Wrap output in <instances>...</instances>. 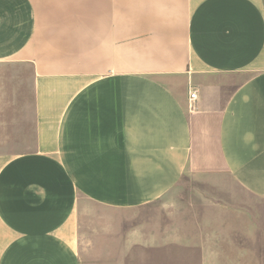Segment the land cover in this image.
Instances as JSON below:
<instances>
[{
    "label": "crops",
    "instance_id": "crops-1",
    "mask_svg": "<svg viewBox=\"0 0 264 264\" xmlns=\"http://www.w3.org/2000/svg\"><path fill=\"white\" fill-rule=\"evenodd\" d=\"M26 66L0 264H264V0H0V72ZM187 175L248 195L188 227Z\"/></svg>",
    "mask_w": 264,
    "mask_h": 264
},
{
    "label": "rangeland",
    "instance_id": "rangeland-1",
    "mask_svg": "<svg viewBox=\"0 0 264 264\" xmlns=\"http://www.w3.org/2000/svg\"><path fill=\"white\" fill-rule=\"evenodd\" d=\"M26 68L28 67L26 66ZM32 105V72L29 68L20 73L14 71L0 72V150L5 154H14L23 148L17 142L19 139L18 131L23 126H25V131H31L33 126ZM27 139L30 137L27 136ZM224 185L229 186L231 184L225 183ZM224 185L202 182L199 178L187 175L168 194L170 195L168 199L170 197L172 199L166 202L171 208H176L172 212L173 215L181 223L191 227L195 221V207L202 205V195H248L237 186L226 188ZM219 201L224 202L223 200ZM250 203L252 208H264L262 201L252 198ZM163 204L160 202L153 207L159 208ZM200 220H203L200 222L204 223V219L201 218ZM261 250L264 254V249Z\"/></svg>",
    "mask_w": 264,
    "mask_h": 264
},
{
    "label": "built area",
    "instance_id": "built-area-1",
    "mask_svg": "<svg viewBox=\"0 0 264 264\" xmlns=\"http://www.w3.org/2000/svg\"><path fill=\"white\" fill-rule=\"evenodd\" d=\"M196 97H197L196 91H193V92L190 93V99L191 100H195Z\"/></svg>",
    "mask_w": 264,
    "mask_h": 264
}]
</instances>
